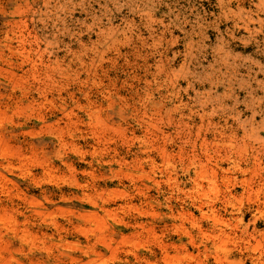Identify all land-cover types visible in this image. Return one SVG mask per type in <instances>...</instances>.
<instances>
[{"label":"rangeland","instance_id":"374dc122","mask_svg":"<svg viewBox=\"0 0 264 264\" xmlns=\"http://www.w3.org/2000/svg\"><path fill=\"white\" fill-rule=\"evenodd\" d=\"M260 4L0 0V264H264Z\"/></svg>","mask_w":264,"mask_h":264},{"label":"bare ground","instance_id":"6f19581e","mask_svg":"<svg viewBox=\"0 0 264 264\" xmlns=\"http://www.w3.org/2000/svg\"><path fill=\"white\" fill-rule=\"evenodd\" d=\"M227 2H228V1H227ZM227 2H226V3H227ZM260 2H261V1H260ZM257 4H258V3H257ZM257 4H256L255 6H257ZM262 4H264L263 0H262ZM262 4H260V5H262ZM226 5H227V4H226ZM230 5H231V4H230ZM258 5H259V4H258ZM257 7H258V6H257ZM261 7H262V6H261ZM229 8H230V7H229ZM229 8H228V11H229ZM236 8H237V7H236ZM230 10H232V9H230ZM239 10L241 11V8H240ZM239 10L237 9L238 12H239ZM257 10H258V9H257ZM260 10H261V8H260ZM263 10H264V9H263ZM232 11H233V10H232ZM237 11H236V17H238L237 14L239 15V13H237ZM229 12H230V11H229ZM228 14L230 15V13H228ZM247 14H248V13H247ZM241 15H242V13H241ZM246 16H247V15H246ZM234 17H235V16H234ZM251 18H252V17H251ZM257 18H258V17H257ZM238 19L241 20V18H238ZM238 19H237V20H238ZM246 19L248 20V18H246ZM259 19H260V18H259ZM260 20H261V19H260ZM260 20L257 19V21H260ZM242 21H243V19H242ZM242 21H241V22H242ZM250 22H251V20H250ZM243 23H244V21H243ZM262 23H263V21H262ZM245 24H247V23H245ZM238 26H239V25H238ZM245 28H246V26H245ZM161 67H162V66H161ZM159 70H160V69H159ZM161 70H163V69L161 68ZM162 72H163V71H162ZM170 101H171V100H170ZM254 114H255V113H254ZM254 114H253V115H254ZM262 127H264V126L262 125ZM262 129H263V128H262ZM223 159H224V158H223ZM151 162H152V161H151ZM215 167H217V166L215 165ZM239 167H240V166H239ZM235 168H236V167H235ZM222 170H223V169H222ZM225 170L229 171L228 169H225ZM241 170H243V169H241ZM227 171H226V172H227ZM228 173H229V172H228ZM223 176H224V174H223ZM226 177H227V176H226Z\"/></svg>","mask_w":264,"mask_h":264}]
</instances>
